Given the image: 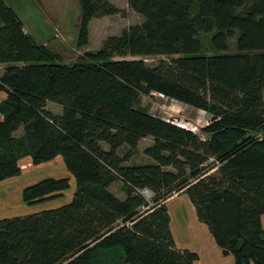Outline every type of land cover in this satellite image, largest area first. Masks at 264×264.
<instances>
[{"label":"trees","instance_id":"obj_1","mask_svg":"<svg viewBox=\"0 0 264 264\" xmlns=\"http://www.w3.org/2000/svg\"><path fill=\"white\" fill-rule=\"evenodd\" d=\"M78 1L83 50L91 22L121 11L112 0ZM128 5L143 23L70 66L0 0V182L19 176L24 158L41 165L59 156L76 181L71 203L0 220V264H195L199 255L179 250L171 231L166 201L179 193L235 264H264V0ZM151 57L170 62L150 67ZM152 93L212 123L199 135L141 110ZM147 138L153 163L129 164ZM116 182L125 199L111 191ZM69 188L68 178H47L25 188L23 202Z\"/></svg>","mask_w":264,"mask_h":264},{"label":"crops","instance_id":"obj_2","mask_svg":"<svg viewBox=\"0 0 264 264\" xmlns=\"http://www.w3.org/2000/svg\"><path fill=\"white\" fill-rule=\"evenodd\" d=\"M4 1L8 4V6L13 8L16 11V13L19 15V17L24 23V31L30 34L31 36H33L39 44L47 46L50 50L56 53H59L61 50L63 51L65 49H68L73 44H76L78 32L77 34H75L70 29H68L69 27L68 28L65 27L66 26L65 19L68 18L69 20L70 13L73 11L72 9H75V7L78 8V3L76 0H72V2L69 1L68 3L67 2L64 3L63 4L64 7H61L58 4L56 5L55 2L54 3L46 2L47 0H4ZM112 2L116 5V3L113 0ZM69 7L70 10H67L66 8ZM78 15H79L78 16L79 17L78 24H79L80 15H81L80 9ZM91 26H92V22L90 24V33H91ZM78 30H79V25H78ZM3 68H5V66H3ZM6 98H7L6 92L0 90V103L4 101ZM48 104H52V102L47 103V109L49 111L53 112L56 115L62 114L63 109L62 107L60 108V105L53 103L55 106H58V109L55 111L51 107H49ZM2 119L3 117L0 114V121H2ZM54 162H56L60 166V169H63L64 160L61 156L41 165H33L32 159L30 157L24 158L20 162V167L22 172L17 177L24 176L25 181H28V183H30V181L32 180V178H30V174L36 173L35 168H39L40 166H44V165L50 166V164ZM17 177H13V178H17ZM13 178H10L8 180H13ZM64 178L70 179V188L65 193V196H68V199L72 200L76 192L75 178L73 177V175H71L70 172L65 173ZM115 184L116 183H114L111 187V190L113 192H114L113 186ZM8 185H13V184L9 183ZM27 187L29 186H26L23 189H21L22 202H23V191ZM116 195L121 199H125L126 197L125 193H122L121 196L118 194ZM60 198L62 199L64 197L62 196ZM60 198L44 201L38 204L60 200ZM8 201L9 200L7 195L0 199V210L3 202H4V208H6L7 206L11 207ZM61 205L62 204L54 207H60ZM166 205L168 207V211L171 217V231L174 240L176 242V246L179 250H189L191 252L197 253L199 255V260L195 264H235L234 256L225 255L222 249L217 245L214 237L209 231L208 226L200 222L196 213V208L194 207V205L192 204V202L190 201L189 197L186 194L183 193L175 194L166 201ZM21 209L26 211L24 213V216H28L29 214L31 215L32 213L36 214L37 212L38 214L43 211H47V209H51V207L40 208L39 210H34V211H30L26 208H21ZM183 209L187 211L186 216L183 214L184 212ZM262 226L264 229V216L262 217Z\"/></svg>","mask_w":264,"mask_h":264},{"label":"rangeland","instance_id":"obj_3","mask_svg":"<svg viewBox=\"0 0 264 264\" xmlns=\"http://www.w3.org/2000/svg\"><path fill=\"white\" fill-rule=\"evenodd\" d=\"M69 1L72 2V0H47L46 2H50V3L55 2L56 5L58 4L59 6L64 7L63 4L66 2L68 3ZM76 1L78 3V8L75 7V9H72L73 11L70 13L69 20L68 18L65 19V25H66L65 27L67 28L69 27L68 29H70L75 34H77L78 25H80V23L78 24L79 22L78 14L80 7L78 0ZM113 1L116 3L121 13L118 15L108 16L101 19L93 20L91 26V33H90L91 36L90 44L88 45V47H86L83 50H79L76 44H73L68 49H65L63 51L61 50L59 52V54L62 55L65 64L72 66L77 61V59L81 55H83L86 51H97L101 49L104 42L110 36H119L122 34L124 29L132 25L143 23L144 21L143 17L133 12L130 9L128 5V0H113ZM66 9L70 10V7ZM235 43H236V38L231 41L232 51H235ZM129 59L132 60L131 58ZM161 61L170 62V58L151 57L145 59L146 64L150 67H156L157 65H159ZM3 71H4L3 66H0V75L3 73ZM48 105L55 111L58 109V106H55L53 103ZM138 107L144 111L148 110L149 113L154 116L162 117L175 124L184 125L189 130L196 129L199 135H202L201 129L207 126L205 122L207 115L205 114L204 111L197 110L189 106H185L174 100H168L167 98H164L157 93H152L150 96L142 95ZM152 142L153 140L151 138L145 139L140 146L139 154L136 157H134L132 161L129 162V164L145 165V164L153 163L152 159L145 156L143 153L144 149L148 147L150 144H152ZM35 169H36L35 170L36 173L30 174V178H32L33 180V181L31 180L30 183H28V181H25L24 176L13 178V180L7 179L8 181L5 180L6 182L4 181L0 182V199L7 195L9 200L8 202L11 205V207L7 206L6 208H4V202L2 203V207L0 210V220L24 216V213L26 211L22 210L21 208H26L30 211H34V210H39L40 208L51 207V209H47L48 211V210H54L60 208L72 202L73 199L69 200L68 196H65V193L67 192L65 191L63 194L64 198L62 199L60 198V200L45 202L43 204L36 203L33 204V206L25 205L22 202L21 189H23L26 186H30L32 184L38 183L47 178L61 179L65 177V173H69L64 163H63V169H60V166L56 162L51 163L50 166L44 165ZM9 183H12L13 185H8ZM113 190L115 194H118L120 196L122 195V193H125L123 184L121 182H116V184L113 186ZM60 204H62L60 207H54V206H59ZM183 210H184L183 214L186 216L187 211H185V209ZM33 214L35 213H32L31 215Z\"/></svg>","mask_w":264,"mask_h":264},{"label":"built area","instance_id":"obj_4","mask_svg":"<svg viewBox=\"0 0 264 264\" xmlns=\"http://www.w3.org/2000/svg\"><path fill=\"white\" fill-rule=\"evenodd\" d=\"M205 114L207 115V116H206V119H205V122H206V124H207V126H208V125H210V124L212 123V117H211L209 114H207L206 112H205ZM176 125H178V126H180V127H182V128H186V129H188V128H187L186 126H184V125H181V124H176ZM190 130L193 131L194 133L198 134L197 131H196V129H190ZM140 194H141L143 197H145V199L148 200V201H151V199H152L153 196H154V194H153L150 190H148V189H143V190H141V191H140Z\"/></svg>","mask_w":264,"mask_h":264}]
</instances>
